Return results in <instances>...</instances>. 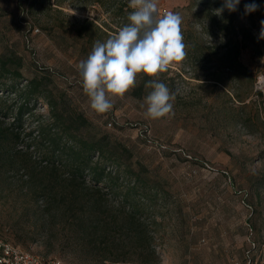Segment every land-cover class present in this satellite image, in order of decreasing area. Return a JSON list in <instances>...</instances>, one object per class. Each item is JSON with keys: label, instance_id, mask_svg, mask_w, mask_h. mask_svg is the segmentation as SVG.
Returning <instances> with one entry per match:
<instances>
[{"label": "rangeland", "instance_id": "374dc122", "mask_svg": "<svg viewBox=\"0 0 264 264\" xmlns=\"http://www.w3.org/2000/svg\"><path fill=\"white\" fill-rule=\"evenodd\" d=\"M129 2L51 0L52 6L35 7L30 0H0V54H21L25 75L52 68L54 84L129 147L135 170L150 178L129 192L125 155L120 169L110 167L113 183L77 189L62 164L28 148L23 136L12 150L16 161H0V235L66 264H219L245 260L254 239L251 264H264V97L255 89L264 41L254 28L256 41L239 56L244 67L235 66L226 51L236 32L223 27L215 0H158L161 14L167 9L182 17L186 58L156 77L139 74L124 97L112 98L108 112L96 113L78 71L79 48L92 51L127 25ZM251 2L241 0L236 24L264 20V0L244 14ZM85 19L103 30L93 42L74 37ZM153 79L175 94L174 114L146 118L144 99L152 89L145 85ZM45 109L39 103L36 111ZM10 120L0 113V127ZM133 211L137 228L129 221Z\"/></svg>", "mask_w": 264, "mask_h": 264}, {"label": "trees", "instance_id": "16d2710c", "mask_svg": "<svg viewBox=\"0 0 264 264\" xmlns=\"http://www.w3.org/2000/svg\"><path fill=\"white\" fill-rule=\"evenodd\" d=\"M215 2L219 8L222 7L223 0ZM30 5L52 6L51 0H30ZM126 5L120 3L117 10H123ZM241 13L238 9L235 12L224 9L222 16L225 23L223 27H230L236 32V38L231 39L226 54L235 66L243 68L239 56L242 49L249 46V40L256 41L253 30L255 28L259 32L260 25L253 19L250 25L236 24L234 20L240 21ZM81 24L76 29L75 38L87 35L93 42L96 32L102 30L92 20L85 19ZM90 52L87 47H80L78 57L86 60ZM23 67V56L17 51L0 54V113L3 117L11 118L9 126L0 127V161H16L12 150L25 136L30 140L28 148L33 147L50 155L52 165H56V162L63 165L69 181L77 189L84 183H90V188L99 185L107 187L113 183L115 173L110 167L120 169L125 155L130 159L125 169L133 184L129 192L150 181L147 174L135 170L131 149L112 139L100 125L92 121L62 85L54 84L53 74L57 73L52 68L39 67L40 71L25 75ZM39 103L46 107L44 112L36 111ZM138 160V165L144 168L143 162ZM135 214V211L131 213L129 221L137 228ZM252 241L255 245L250 244L248 249L253 253L257 245L254 239Z\"/></svg>", "mask_w": 264, "mask_h": 264}, {"label": "clouds", "instance_id": "9594fccd", "mask_svg": "<svg viewBox=\"0 0 264 264\" xmlns=\"http://www.w3.org/2000/svg\"><path fill=\"white\" fill-rule=\"evenodd\" d=\"M240 2L223 0L222 7L215 12H235ZM128 6L133 9L128 15L129 23L105 42L96 41L87 59L78 65L83 90L96 113L108 112L113 107L112 98L124 97L135 87L139 74L156 77L187 55L179 13L161 14L158 0H130ZM258 7L254 0L246 3L244 14L255 12ZM258 39H264V20L260 21ZM145 87L152 89L144 99L146 118L174 114L175 94L166 84L153 79Z\"/></svg>", "mask_w": 264, "mask_h": 264}, {"label": "built area", "instance_id": "2783aa9c", "mask_svg": "<svg viewBox=\"0 0 264 264\" xmlns=\"http://www.w3.org/2000/svg\"><path fill=\"white\" fill-rule=\"evenodd\" d=\"M169 10L163 9L162 14ZM39 29H36L38 31ZM261 66L260 73L257 75L255 89L258 93L264 95V71ZM252 241V240H251ZM255 245L254 242H251ZM251 249L245 251L244 259L232 257L221 261L219 264H251ZM0 264H66L58 257H43L30 249L23 248L7 237L0 235Z\"/></svg>", "mask_w": 264, "mask_h": 264}]
</instances>
